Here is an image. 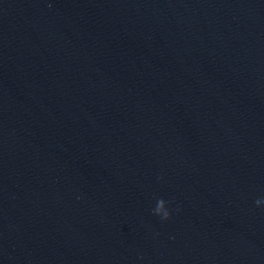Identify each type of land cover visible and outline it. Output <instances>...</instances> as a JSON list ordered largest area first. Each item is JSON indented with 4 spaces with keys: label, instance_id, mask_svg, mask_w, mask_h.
Wrapping results in <instances>:
<instances>
[{
    "label": "water",
    "instance_id": "obj_1",
    "mask_svg": "<svg viewBox=\"0 0 264 264\" xmlns=\"http://www.w3.org/2000/svg\"><path fill=\"white\" fill-rule=\"evenodd\" d=\"M0 264H264V0H0Z\"/></svg>",
    "mask_w": 264,
    "mask_h": 264
},
{
    "label": "clouds",
    "instance_id": "obj_2",
    "mask_svg": "<svg viewBox=\"0 0 264 264\" xmlns=\"http://www.w3.org/2000/svg\"><path fill=\"white\" fill-rule=\"evenodd\" d=\"M262 202L260 200L256 201L257 206H259ZM153 214L160 217L162 221H167L171 218L170 211L168 210L167 202L160 198L157 199L156 206L153 209Z\"/></svg>",
    "mask_w": 264,
    "mask_h": 264
}]
</instances>
